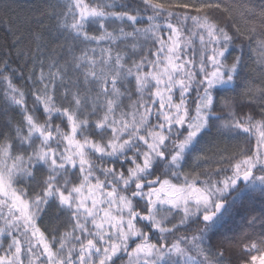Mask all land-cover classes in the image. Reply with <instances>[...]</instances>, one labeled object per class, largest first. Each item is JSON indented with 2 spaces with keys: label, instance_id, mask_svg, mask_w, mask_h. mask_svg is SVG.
I'll return each mask as SVG.
<instances>
[{
  "label": "snow or ice",
  "instance_id": "1",
  "mask_svg": "<svg viewBox=\"0 0 264 264\" xmlns=\"http://www.w3.org/2000/svg\"><path fill=\"white\" fill-rule=\"evenodd\" d=\"M0 25V264H264V0Z\"/></svg>",
  "mask_w": 264,
  "mask_h": 264
},
{
  "label": "trees",
  "instance_id": "2",
  "mask_svg": "<svg viewBox=\"0 0 264 264\" xmlns=\"http://www.w3.org/2000/svg\"><path fill=\"white\" fill-rule=\"evenodd\" d=\"M18 2L21 4V5H25L27 0H18ZM261 2V0H254V3L259 5V3ZM4 33H3V25H0V36H2ZM21 63H23V61H21ZM15 66V65H14ZM25 72L28 71V69H24ZM5 246L7 244V242L5 241Z\"/></svg>",
  "mask_w": 264,
  "mask_h": 264
}]
</instances>
